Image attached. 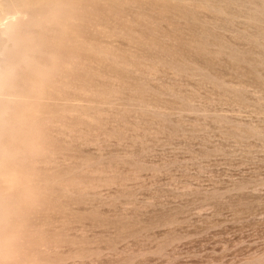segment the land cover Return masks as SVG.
<instances>
[{
  "label": "rangeland",
  "instance_id": "rangeland-1",
  "mask_svg": "<svg viewBox=\"0 0 264 264\" xmlns=\"http://www.w3.org/2000/svg\"><path fill=\"white\" fill-rule=\"evenodd\" d=\"M20 34L43 119L0 154V261L264 264V0H0Z\"/></svg>",
  "mask_w": 264,
  "mask_h": 264
},
{
  "label": "clouds",
  "instance_id": "clouds-1",
  "mask_svg": "<svg viewBox=\"0 0 264 264\" xmlns=\"http://www.w3.org/2000/svg\"><path fill=\"white\" fill-rule=\"evenodd\" d=\"M56 8V5L44 4L38 15L47 20L54 15ZM31 39H38V36ZM34 63H38L35 48L30 38L23 34L0 48V154L10 166L14 164L10 155L22 152L25 142L40 132L43 119L41 98L38 94L31 96L22 91L25 81L34 79ZM36 87H41L38 81ZM11 207L10 201L3 206L2 215L6 221L13 215ZM9 230H12L11 224ZM0 264H7V260L0 261Z\"/></svg>",
  "mask_w": 264,
  "mask_h": 264
}]
</instances>
